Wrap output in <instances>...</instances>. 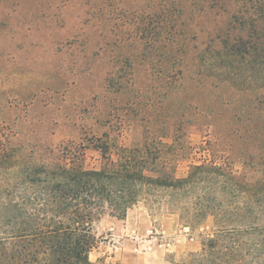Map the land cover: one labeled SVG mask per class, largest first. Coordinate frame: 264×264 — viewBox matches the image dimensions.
Masks as SVG:
<instances>
[{
	"label": "rangeland",
	"instance_id": "1",
	"mask_svg": "<svg viewBox=\"0 0 264 264\" xmlns=\"http://www.w3.org/2000/svg\"><path fill=\"white\" fill-rule=\"evenodd\" d=\"M157 3L0 0V142L20 150L18 163H60L65 153L67 164L98 170L96 138L110 144L117 160L115 147L166 136L161 141L174 143L169 158L182 178L213 154L240 172L242 158L261 151L263 136L233 119L262 90L260 75L250 82L242 71L234 79L229 65L202 53L214 23L189 2L178 21L185 26L175 27L187 39L180 53L170 58L164 48H149L153 33L168 31L165 15L154 16ZM210 227L208 220L190 230L144 202L123 220L103 211L93 223L89 259L183 264L200 251Z\"/></svg>",
	"mask_w": 264,
	"mask_h": 264
},
{
	"label": "trees",
	"instance_id": "2",
	"mask_svg": "<svg viewBox=\"0 0 264 264\" xmlns=\"http://www.w3.org/2000/svg\"><path fill=\"white\" fill-rule=\"evenodd\" d=\"M155 1L154 16L165 15L168 31L153 33L149 48H164L170 58L180 53L176 48L187 39L175 27L185 26L178 21L182 3L189 2L214 23L202 53L229 65L234 79L242 71L250 82L260 75L262 90L233 119L254 130L253 137L263 136L261 151L242 158L240 172L213 154L177 178L176 159L169 158L174 143L161 141L166 136L141 147H115L117 160L110 144L96 138L92 147L103 162L98 170L67 164L65 153L60 163L20 164V150L0 142V264H105L89 259L94 221L103 211L123 220L140 202L190 230L211 220L200 251L183 264H264V0Z\"/></svg>",
	"mask_w": 264,
	"mask_h": 264
},
{
	"label": "crops",
	"instance_id": "3",
	"mask_svg": "<svg viewBox=\"0 0 264 264\" xmlns=\"http://www.w3.org/2000/svg\"><path fill=\"white\" fill-rule=\"evenodd\" d=\"M124 222V221H123Z\"/></svg>",
	"mask_w": 264,
	"mask_h": 264
}]
</instances>
